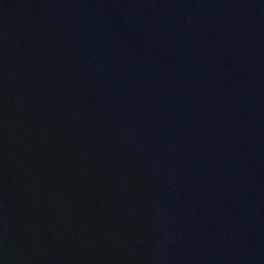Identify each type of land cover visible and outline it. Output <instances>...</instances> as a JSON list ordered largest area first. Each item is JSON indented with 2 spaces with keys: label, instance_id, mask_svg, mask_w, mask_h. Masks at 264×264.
Instances as JSON below:
<instances>
[{
  "label": "water",
  "instance_id": "obj_1",
  "mask_svg": "<svg viewBox=\"0 0 264 264\" xmlns=\"http://www.w3.org/2000/svg\"><path fill=\"white\" fill-rule=\"evenodd\" d=\"M0 264H264V0H0Z\"/></svg>",
  "mask_w": 264,
  "mask_h": 264
}]
</instances>
